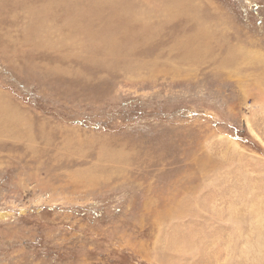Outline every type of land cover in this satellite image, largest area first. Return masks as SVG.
Listing matches in <instances>:
<instances>
[{
  "label": "rangeland",
  "instance_id": "1",
  "mask_svg": "<svg viewBox=\"0 0 264 264\" xmlns=\"http://www.w3.org/2000/svg\"><path fill=\"white\" fill-rule=\"evenodd\" d=\"M0 264H264V0H0Z\"/></svg>",
  "mask_w": 264,
  "mask_h": 264
},
{
  "label": "bare ground",
  "instance_id": "2",
  "mask_svg": "<svg viewBox=\"0 0 264 264\" xmlns=\"http://www.w3.org/2000/svg\"><path fill=\"white\" fill-rule=\"evenodd\" d=\"M148 203V202H147ZM155 205V204H154Z\"/></svg>",
  "mask_w": 264,
  "mask_h": 264
}]
</instances>
